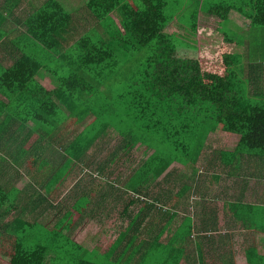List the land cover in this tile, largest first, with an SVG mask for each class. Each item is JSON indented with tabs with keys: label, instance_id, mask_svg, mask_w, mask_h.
Instances as JSON below:
<instances>
[{
	"label": "trees",
	"instance_id": "16d2710c",
	"mask_svg": "<svg viewBox=\"0 0 264 264\" xmlns=\"http://www.w3.org/2000/svg\"><path fill=\"white\" fill-rule=\"evenodd\" d=\"M86 3L41 0L27 17L28 28L7 51L15 52L14 64L0 66V93L13 110L31 93L32 104L19 113L48 124L51 142L70 135L66 150L87 149L113 126L125 137L126 151L138 142L154 149L144 164L157 174L174 160L198 157L216 131L238 135L234 148L219 150L225 165L264 162V92L249 90L252 80L264 77V0ZM201 9L217 24H199ZM231 16L249 25L236 32L224 25ZM249 41L263 43L250 52L263 53L248 56ZM60 102L68 110L62 116ZM6 198L0 187V209ZM240 206L264 215V206ZM3 254L18 264L16 252ZM28 256L35 264L37 255Z\"/></svg>",
	"mask_w": 264,
	"mask_h": 264
},
{
	"label": "crops",
	"instance_id": "0c3cea01",
	"mask_svg": "<svg viewBox=\"0 0 264 264\" xmlns=\"http://www.w3.org/2000/svg\"><path fill=\"white\" fill-rule=\"evenodd\" d=\"M40 5L41 0H0V58H5L0 66L14 64L15 52L7 51ZM204 10L198 23L216 25V16ZM202 16L213 24L201 22ZM235 18L243 29L245 21ZM249 90L264 92V77L252 80ZM28 95L16 106L29 108L34 96ZM60 105L58 116L68 112ZM12 106L0 93V187L8 194L0 211L9 209L0 214V264H10L4 252H16L18 264H32L30 254L37 255L35 264H264V215L240 206H264V199L245 198L247 189L249 197L262 191L264 198V169L262 188L255 186L252 195L248 179L247 188L225 184L240 167L225 165L219 150L236 143L214 145L215 133L198 157L186 164L174 160L157 174L159 169L144 164L154 149L138 142L126 151L125 137L113 126L92 138L87 149L66 150L70 135L51 142L48 124L27 119ZM231 134L237 142L238 135ZM259 162L247 163L243 171L253 176Z\"/></svg>",
	"mask_w": 264,
	"mask_h": 264
},
{
	"label": "rangeland",
	"instance_id": "374dc122",
	"mask_svg": "<svg viewBox=\"0 0 264 264\" xmlns=\"http://www.w3.org/2000/svg\"><path fill=\"white\" fill-rule=\"evenodd\" d=\"M204 19V20H203ZM233 20H234V22L233 21H227L226 22V24H224L225 26H227V27H229V28H231V29H233L234 31H236V32H238L239 31V25L238 24H236V23H241V21L239 22V21H237L236 20V18L235 17H233ZM208 21V22H207ZM201 22H204V23H208V24H213V22L210 20V19H206L204 16H202V20H201ZM246 23V21L245 22H243V27H245L246 25H247V23ZM236 27H238V29H236ZM243 31H244V29H242ZM255 43L253 42V41H249L248 43H247V54H248V56H254L255 57V55H257V54H262L263 53V51H262V49H260V50H258V51H256L255 52V49L254 50H252L251 52H250V48L251 49H253V48H262V46H263V43H261V44H257V46H255L254 45ZM259 46V47H258ZM251 58V57H250ZM258 60H260V58H258ZM258 60H257V62H258ZM251 62L253 63V60H251ZM260 73H262V72H260ZM237 77H238V75H237ZM236 77V78H237ZM239 83H240V85L241 86H244L245 87V85H246V83H245V81H243V80H241V81H239ZM216 134H217V137H218V139H215V137L213 136V143H214V145L215 144H219V145H221V146H224V147H228V148H232L233 147V144H235L236 143V137H232L233 135L231 134V133H228V134H224V135H222L221 134V131H216ZM238 137V136H237ZM224 139V140H223ZM244 164H245V162H243ZM243 163H241V168H239L238 169V173H237V175L234 177V181L233 180H230L229 182H226L225 184H227V185H230V184H232V186H234V187H246L247 188V179L249 180V182H250V184H251V195H252V192L254 191V187L256 186L257 187V190H259V189H261L262 188V185H261V183L259 184V182L261 181V172L263 171V169H264V162H259L258 164H256V167H255V169H258V170H255L254 169V171H256V174H254L253 176L252 175H249V174H247V173H245L243 170V166H246V164L245 165H243ZM255 163V162H254ZM253 164V163H252ZM253 170V169H252ZM261 172H260V171ZM225 177V176H224ZM249 187V186H248ZM245 198L247 199V200H255V201H257V202H260V201H262V199H264L263 197H260L261 195H262V191L258 194V193H256L255 192V195L253 196H251V197H249L248 196V189L247 190H245ZM226 193L228 194V195H230V192H229V190L228 189H226ZM254 197V198H253Z\"/></svg>",
	"mask_w": 264,
	"mask_h": 264
}]
</instances>
